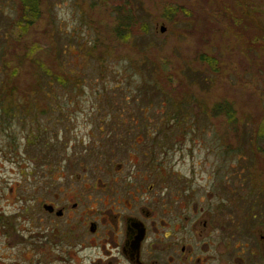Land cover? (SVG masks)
I'll return each instance as SVG.
<instances>
[{
	"label": "rangeland",
	"instance_id": "rangeland-1",
	"mask_svg": "<svg viewBox=\"0 0 264 264\" xmlns=\"http://www.w3.org/2000/svg\"><path fill=\"white\" fill-rule=\"evenodd\" d=\"M17 4L0 0V264H55L32 250L30 202L119 201L148 174L146 186L203 206L264 200V174L249 176L264 152V34L226 17H263L264 0H40L25 31ZM119 13L138 19L122 46L103 29ZM169 72L190 92L171 89ZM161 74L163 90L149 91Z\"/></svg>",
	"mask_w": 264,
	"mask_h": 264
},
{
	"label": "flooded vegetation",
	"instance_id": "flooded-vegetation-1",
	"mask_svg": "<svg viewBox=\"0 0 264 264\" xmlns=\"http://www.w3.org/2000/svg\"><path fill=\"white\" fill-rule=\"evenodd\" d=\"M226 17L235 31L252 26L264 34L263 17L244 7L236 19ZM230 154L223 155L226 162ZM254 155L253 175L245 163L233 168L240 181L246 172L264 174V152ZM149 177L141 183L134 177L119 201L30 202L25 209L32 250L55 264H264V200L203 206L190 191L169 192L157 182L146 186Z\"/></svg>",
	"mask_w": 264,
	"mask_h": 264
},
{
	"label": "trees",
	"instance_id": "trees-1",
	"mask_svg": "<svg viewBox=\"0 0 264 264\" xmlns=\"http://www.w3.org/2000/svg\"><path fill=\"white\" fill-rule=\"evenodd\" d=\"M17 5L20 6L21 13L18 14V19L16 20V23L20 27H23L22 30L25 31L26 29L31 28L41 18L40 0H18ZM120 9H121L120 6L116 8L117 11H120ZM111 13H113V11ZM133 15L134 14L132 13L131 14L119 13L117 16L112 18L111 23L107 24L109 27H107L106 29L103 27L105 33L108 35L109 40H110L109 34H111L112 36L111 42L113 44H120L122 46V44L125 45L129 43V40L132 38V29L137 24V20H138V19L135 20V17ZM130 27H131V31H130ZM108 39H107L108 42L107 47L112 48L111 45L109 44ZM200 60L202 64L209 65L213 72H216L218 70L217 68H213V66L216 65L214 57L202 54ZM156 65H157L156 61L152 62L151 69L154 71L155 75L157 74V72L159 73L162 72V70H164V73H166V68H158L159 66L156 67ZM41 69H43L45 74H48L49 76H57L58 78H60V76L56 75L50 68L44 69V67H42ZM159 76H161L160 80L162 81L163 84L157 82V84L147 87L149 88L148 89L149 91H154V93L156 94H158L157 92H161L165 87L164 82L162 80L163 78L162 74ZM164 79L165 82L169 84V87H171V89L175 91L183 90V92H187V93L190 92V87L192 84H190L189 86L188 81L183 80L184 78L175 80L173 79L172 74L169 72L164 76ZM221 106L223 107L222 110L229 116L228 120L231 122L233 119L232 113H234L233 107L231 105L219 104L217 106L218 111H220ZM260 132L264 134V129L261 128Z\"/></svg>",
	"mask_w": 264,
	"mask_h": 264
},
{
	"label": "water",
	"instance_id": "water-1",
	"mask_svg": "<svg viewBox=\"0 0 264 264\" xmlns=\"http://www.w3.org/2000/svg\"><path fill=\"white\" fill-rule=\"evenodd\" d=\"M161 31H162V32H165V31H166L165 27H162V28H161Z\"/></svg>",
	"mask_w": 264,
	"mask_h": 264
}]
</instances>
